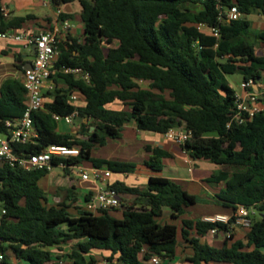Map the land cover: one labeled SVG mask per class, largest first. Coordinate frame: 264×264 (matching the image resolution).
<instances>
[{
	"label": "trees",
	"instance_id": "1",
	"mask_svg": "<svg viewBox=\"0 0 264 264\" xmlns=\"http://www.w3.org/2000/svg\"><path fill=\"white\" fill-rule=\"evenodd\" d=\"M3 2L0 33L20 28L30 18L7 21ZM80 4L85 40L61 42L54 69H82L89 82L60 72L57 78L66 87L47 90L44 109L32 113L38 138L14 146L16 151L36 154L50 146L78 148L76 156H53L51 165L68 169L93 162L131 174L137 164L95 159L93 149L121 139L132 122L140 130L163 134L185 125L192 138L182 144L183 149L194 159L224 167L210 182H225L226 187L210 201L161 176H151L145 189L116 182L109 189L121 207L74 215L70 205L50 203L40 186L48 169L23 171L3 164L0 249L14 256L16 264H65L57 262L60 257L52 249L77 241L68 255L71 264H153V257L175 258L182 240L191 245L189 264H264V110L242 123H231L237 92L227 80L238 73L243 82L258 84L263 77L264 55L257 54L256 41L264 46V31L251 40L253 22L248 17L264 15V0H80ZM234 7L242 18L230 21L227 13ZM104 43L117 45L106 50ZM74 91L84 97V106L70 101ZM116 100L129 109L106 108ZM26 109L23 82L6 80L0 91V135L9 134L7 123L22 118ZM55 116L87 117L89 123L75 120L80 127L75 134L61 133ZM169 156L155 148L144 165L159 173ZM200 203L254 208L247 242L226 234L221 247L202 245L193 233L206 235L213 229L228 233L230 225L200 219H182L180 226L163 221L166 210L177 221ZM99 252L110 253L103 263Z\"/></svg>",
	"mask_w": 264,
	"mask_h": 264
},
{
	"label": "crops",
	"instance_id": "2",
	"mask_svg": "<svg viewBox=\"0 0 264 264\" xmlns=\"http://www.w3.org/2000/svg\"><path fill=\"white\" fill-rule=\"evenodd\" d=\"M3 3V6L10 9V12L5 14L7 21H14L18 18L30 16L29 19L22 23L20 28H13L8 33L20 35L25 39H33L42 32L58 30L62 42L76 39L80 43H83L85 40L81 19L82 8L78 0H58V2L53 0L49 6H44L43 0H4ZM256 14L259 19L264 21L263 14ZM252 22L254 28L258 26L264 27V22L261 25L255 21ZM115 44L117 45V43H113L110 46H114ZM105 45L108 44L104 43V48ZM256 51L257 54L264 55V46L258 44ZM19 57L21 58L20 61L17 60ZM34 60L35 54L33 53L32 45H28L25 41L0 39V91L4 82L8 79L23 81L24 68L28 64H32ZM19 65H21V68H19ZM59 73L58 70L54 71L52 79L43 90V94L50 87L56 85L66 87L64 80L57 78ZM252 91L259 95L260 101L263 103L264 72L260 82L252 87ZM236 92L240 95L245 94L242 89L240 92L237 90ZM69 97L70 101L76 105H85L84 97L79 92L74 91ZM46 101H48L47 97H45ZM120 104H124L128 108H119ZM106 108L128 110L129 105L116 100L106 105ZM79 129L80 127L75 121L72 124L66 121L59 122V131L61 133L75 134ZM172 130L184 132L186 127L185 125L175 126ZM155 148L162 149L170 155L168 158L163 159L164 168L159 173L152 172L144 165L145 161L153 154ZM92 157L107 161L135 163L138 167L131 174L112 172L108 169L107 165H99L93 162H84L79 166H72L68 169L65 166L53 167L49 170L50 173L40 181V186L47 192L50 203L64 202L71 206L70 212L74 215L84 210L95 212L89 208L90 201L96 198L102 191L109 189V186L112 184L123 182L129 187L145 189L151 176H161L170 179L190 194L210 201L216 198V195L226 187L225 182H210V179L215 175H219L224 170V167L207 159H194L183 149L181 144L168 139L166 134L140 130L134 122L125 126L121 139H110L105 146L95 147L92 151ZM108 171L110 175L106 176ZM94 172L99 173L98 178L94 177ZM85 173L89 175L87 179L83 178ZM64 175H66L63 179L64 181L58 182V176ZM41 182H43V185ZM130 199V197H127V200ZM232 213L233 209L224 208L212 203H200L188 208L186 214L177 221H172L169 210H166L163 221L174 222L180 226L182 219L204 220L207 217L215 215L231 216ZM226 234H233L235 239H242L244 243L247 242L245 238L246 233L239 227H231L228 233L218 232L217 235H213L212 233L200 235L195 232L192 237L197 239L202 245L210 244L221 247L225 241ZM76 248L77 241H72L61 248H53L52 252L58 251V254L68 256ZM100 253L102 252L96 254ZM191 255V245L180 240L177 256L172 260L162 259L161 264H178L179 262L180 264H189L187 258ZM100 262L103 263L101 260ZM62 263L64 262L62 261Z\"/></svg>",
	"mask_w": 264,
	"mask_h": 264
},
{
	"label": "built area",
	"instance_id": "3",
	"mask_svg": "<svg viewBox=\"0 0 264 264\" xmlns=\"http://www.w3.org/2000/svg\"><path fill=\"white\" fill-rule=\"evenodd\" d=\"M52 2L53 0H43V5L49 6ZM2 10L4 14L10 12V9L5 6H3ZM227 17L230 21L239 20L242 18V14L237 7H234L228 11ZM216 35L218 34L216 33ZM0 39L25 41L28 45H36V55L32 66L30 68H24L23 70L24 75L22 82L26 90L27 109L22 118L7 123L9 134L0 135V165L8 164L11 167L23 171L51 170L53 168L51 165L53 156L62 158L76 156L79 154V149L50 146L40 153L29 154L18 153L14 146L28 145L34 143L35 139L38 138V134L33 125L32 113L44 109L45 97L43 90L49 84L56 70L54 69V64L59 56V44L62 42L60 33L58 30L45 31L33 39H25L20 35L5 32L0 33ZM58 71L65 74H74L89 82V75L84 73L82 69L64 67ZM254 85L252 81L242 82L241 89L245 94H237V110L231 119V123L233 121L242 123L247 117H254L264 110L259 95L250 90ZM52 88L53 87H50V89ZM55 118L58 122L66 121L71 124L76 120V116H55ZM166 136L168 139L182 145L185 141L192 138V133L186 130L184 132H176L171 129L166 133ZM93 175L95 178L99 177V173L97 172H94ZM109 175L110 172L108 171L106 176ZM88 176V173H85L83 178L87 179ZM119 207H121V201L115 192L110 189L102 191L96 198L92 199L89 204V208L93 211L97 209H112ZM3 213H5V211H3ZM255 213L256 211L254 208L239 205L233 210L231 216L215 215L213 217H207L203 221L223 223L230 225V228L239 227L248 230L253 224V216ZM211 233L217 235L218 230L213 229ZM14 259V256H10L8 252L0 249V264H14ZM151 261L153 264H161V259L159 257H153Z\"/></svg>",
	"mask_w": 264,
	"mask_h": 264
},
{
	"label": "rangeland",
	"instance_id": "4",
	"mask_svg": "<svg viewBox=\"0 0 264 264\" xmlns=\"http://www.w3.org/2000/svg\"><path fill=\"white\" fill-rule=\"evenodd\" d=\"M251 21H255V22H257V23H259V25H261V24H263V20H261V19H259V17H258V15L256 14V13H253V14H251V15H249V17H248ZM82 26L84 27V24L82 23ZM260 31H264V27L262 28V27H253L252 29H250V31L248 32L249 34V36H250V39L251 40H253V41H256V39H255V35L258 33V32H260ZM256 44H257V46H258V44H260V42L259 41H256ZM116 45V44H115ZM114 45V46H115ZM109 47H111L110 45H105V49L106 50H108V48ZM29 57H31V56H29ZM227 80L229 81V83L237 90V91H241V85H242V82H243V78H242V76L240 75V74H231V75H228L227 76ZM263 105V109H264V102L262 103ZM119 108H128V107H125V105L124 104H120L119 105ZM66 177V175H64V176H58V182H60V181H64L63 179ZM64 183V182H63ZM41 184L43 185V182H41ZM115 215H116V212H115ZM245 233H246V230L245 229H242ZM55 253H57V255H59V260H57V262L58 261H60V262H64L65 264H71L70 263V259L68 258V256L67 255H64V254H58V251H56ZM110 255V253L109 252H102V253H100V254H98L97 256H98V258H99V260H101V261H103L104 262V260H105V257H107V256H109ZM18 261H16V259H14V264H16ZM173 264H175V263H173ZM178 264H180V262L178 263Z\"/></svg>",
	"mask_w": 264,
	"mask_h": 264
},
{
	"label": "water",
	"instance_id": "5",
	"mask_svg": "<svg viewBox=\"0 0 264 264\" xmlns=\"http://www.w3.org/2000/svg\"><path fill=\"white\" fill-rule=\"evenodd\" d=\"M32 50H33V53L36 55V45L32 46ZM31 66L32 64H28L25 68H30ZM76 121L78 124H82V123L88 124L89 123V119L87 117L86 118L79 117Z\"/></svg>",
	"mask_w": 264,
	"mask_h": 264
}]
</instances>
